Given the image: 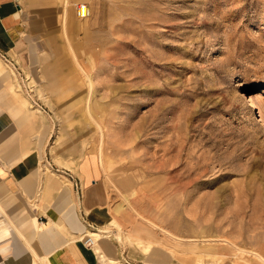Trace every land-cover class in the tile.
<instances>
[{
  "label": "rangeland",
  "instance_id": "1",
  "mask_svg": "<svg viewBox=\"0 0 264 264\" xmlns=\"http://www.w3.org/2000/svg\"><path fill=\"white\" fill-rule=\"evenodd\" d=\"M64 2L38 93L50 144L98 160L108 233L146 264H263L264 0Z\"/></svg>",
  "mask_w": 264,
  "mask_h": 264
},
{
  "label": "crops",
  "instance_id": "2",
  "mask_svg": "<svg viewBox=\"0 0 264 264\" xmlns=\"http://www.w3.org/2000/svg\"><path fill=\"white\" fill-rule=\"evenodd\" d=\"M64 3L0 0V264H146L147 255L107 231L111 215L95 156L50 144L54 118L38 92L52 89L62 72L35 64L64 38ZM252 255L264 264L263 255Z\"/></svg>",
  "mask_w": 264,
  "mask_h": 264
},
{
  "label": "built area",
  "instance_id": "3",
  "mask_svg": "<svg viewBox=\"0 0 264 264\" xmlns=\"http://www.w3.org/2000/svg\"><path fill=\"white\" fill-rule=\"evenodd\" d=\"M74 11L76 17L81 20L87 19L91 16V9L86 4H79V3L74 4ZM93 242L94 240L92 236H86V238L84 239V243L87 244L88 246H91Z\"/></svg>",
  "mask_w": 264,
  "mask_h": 264
},
{
  "label": "bare ground",
  "instance_id": "4",
  "mask_svg": "<svg viewBox=\"0 0 264 264\" xmlns=\"http://www.w3.org/2000/svg\"><path fill=\"white\" fill-rule=\"evenodd\" d=\"M261 121H263V120H261ZM261 123H263V122H261ZM92 236V235H91Z\"/></svg>",
  "mask_w": 264,
  "mask_h": 264
}]
</instances>
